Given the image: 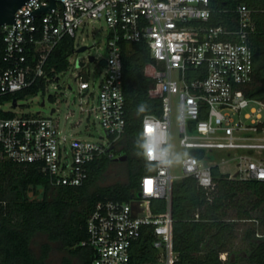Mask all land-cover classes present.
Segmentation results:
<instances>
[{"label":"built area","instance_id":"obj_1","mask_svg":"<svg viewBox=\"0 0 264 264\" xmlns=\"http://www.w3.org/2000/svg\"><path fill=\"white\" fill-rule=\"evenodd\" d=\"M49 4L50 0H29L15 12L14 23L0 25V96L37 87L31 95L35 96L50 84L57 90L54 82L64 71L47 70L54 48L70 38L72 53L79 54L83 47L75 48L79 29L88 21L103 20L110 30L108 56L101 60L103 78L96 87L79 70L78 62L84 59L78 56L72 69L77 70L78 95L85 98L80 114L87 120L92 115L99 119L108 139L89 141L64 132L57 107L47 116L17 113L19 100L15 107L11 100L15 109L7 111L13 116L0 118V149L15 163L35 166L54 188L83 186L92 164L118 156L116 147L126 130L122 43L146 42L163 94L161 114L144 117L141 129L143 144L154 138L155 155L143 153L155 169L141 178L134 193L139 197L95 205L87 219V239L80 246L92 249L90 264H130L132 246L148 227L159 251L156 264H175L170 211L174 181L194 177L200 187L211 190L212 168L218 166L224 173V164L233 161L239 179L264 181V101L244 91L254 74L250 44L257 31L254 11L237 5V25L231 28L204 25L212 13L210 0H56L50 12L37 14ZM175 104L180 145L186 150L182 177L172 173ZM154 200L166 201L167 210L154 214Z\"/></svg>","mask_w":264,"mask_h":264},{"label":"trees","instance_id":"obj_2","mask_svg":"<svg viewBox=\"0 0 264 264\" xmlns=\"http://www.w3.org/2000/svg\"><path fill=\"white\" fill-rule=\"evenodd\" d=\"M239 4L253 10L257 22V31L250 37L254 74L244 91L248 97L264 101V0H210L212 13L204 25L235 28L234 10ZM73 45V39H63L50 55L47 70L65 71ZM122 53L126 130L116 150L127 157V181L96 186L109 162L104 158L99 166V161L91 165L90 177L83 186L54 188L35 166L15 163L0 149V264H45L50 245H43L41 256H36L31 248L38 234L78 256L81 264H90L93 251L80 244L87 239V219L95 205L106 200L129 201L141 178L154 171L155 166L144 157L141 129L144 117L161 114L163 94L154 77L156 63L146 42H124ZM37 91L33 87L0 96V103L20 100ZM142 104L147 110L138 112ZM12 116V112L0 109V118ZM212 178L211 190L200 187L194 177L172 184V242L178 255L175 264H264V233L259 235L257 229L250 227L243 234L245 247L236 246L239 222L258 223L264 229V181L232 178L218 166L212 168ZM151 208L154 214L163 213L167 203L154 200ZM222 254H226L225 260L221 259ZM158 261L153 230L145 227L132 246L130 264Z\"/></svg>","mask_w":264,"mask_h":264},{"label":"rangeland","instance_id":"obj_3","mask_svg":"<svg viewBox=\"0 0 264 264\" xmlns=\"http://www.w3.org/2000/svg\"><path fill=\"white\" fill-rule=\"evenodd\" d=\"M109 36L110 30L105 21H88L85 27L79 29L75 41L76 49L85 46L88 47V50L79 54L71 53L68 58V68L61 73L59 76L60 80L54 82L58 89L55 90L54 86L50 84L46 92L41 91L38 95H28L21 98L18 102V105L21 106L20 108L15 109L11 106L9 101L0 103L2 105L1 108L5 111L15 109L17 113L37 114L40 112L42 115L47 116L51 108L57 107L58 112L56 116L59 118L60 128L64 132L89 141H99L101 137L107 140L108 137L99 119H96L92 115L90 119L87 120L85 116L80 114V103L85 102V98L83 99L78 95V85L75 82V73L77 70H73L72 67L75 64L77 56L83 58L85 62L83 60L78 62L79 70H81L84 75H88L90 81L95 82L97 87L105 72L104 67L101 65V60L108 56L107 42ZM89 55L94 56L96 61L90 62L88 59ZM68 85L72 87V90L69 89ZM49 95L53 96L52 100H50ZM43 100L45 101V107L42 106ZM172 127V173L177 177H182L181 159L184 157L186 150L180 145L178 106L176 104L173 106ZM119 155L120 154H118V156ZM254 156L258 157L259 155L255 153ZM117 157L114 159L105 158L109 160V162L105 168L103 177L97 181L96 186H109L127 181V160L118 161L116 160ZM103 160L104 158L99 160L97 166H99ZM236 170L237 168L234 161L229 164L225 163L222 167V171L229 174L232 178H238ZM250 227L257 229L259 235L264 233V229L259 227L258 223H251L248 221L239 222V237L236 240L237 248L245 247L246 243L242 238L243 234ZM45 244L50 245L45 264H80L78 256L62 248L60 244L50 242L48 237L43 234L35 236L31 244L32 251L36 256L42 255L43 245Z\"/></svg>","mask_w":264,"mask_h":264},{"label":"water","instance_id":"obj_4","mask_svg":"<svg viewBox=\"0 0 264 264\" xmlns=\"http://www.w3.org/2000/svg\"><path fill=\"white\" fill-rule=\"evenodd\" d=\"M29 0H0V25L2 24H12L15 21V12L21 8L25 3H27ZM56 5V0H50V4L48 7L42 8L37 11V14H43L50 12ZM88 50V47H81L77 50V53H82ZM89 60L91 62L94 61V56H89ZM17 105L16 100L14 101V107ZM42 106H44V102L42 103ZM127 157L125 155H122L118 157L116 160L118 161H125ZM140 193L134 194L132 193L130 195L131 198H134L135 196H140Z\"/></svg>","mask_w":264,"mask_h":264},{"label":"clouds","instance_id":"obj_5","mask_svg":"<svg viewBox=\"0 0 264 264\" xmlns=\"http://www.w3.org/2000/svg\"><path fill=\"white\" fill-rule=\"evenodd\" d=\"M147 110V106L146 105H140L138 107V112H144ZM155 141L154 138L149 137L147 138L146 142L143 144V151L145 153V155L147 156L148 154H152L155 155Z\"/></svg>","mask_w":264,"mask_h":264},{"label":"crops","instance_id":"obj_6","mask_svg":"<svg viewBox=\"0 0 264 264\" xmlns=\"http://www.w3.org/2000/svg\"><path fill=\"white\" fill-rule=\"evenodd\" d=\"M79 258V257H78ZM79 261H80V264H81V260L79 259Z\"/></svg>","mask_w":264,"mask_h":264}]
</instances>
